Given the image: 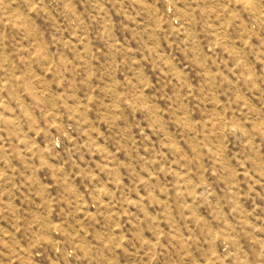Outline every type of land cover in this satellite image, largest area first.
<instances>
[{
    "label": "rangeland",
    "instance_id": "rangeland-1",
    "mask_svg": "<svg viewBox=\"0 0 264 264\" xmlns=\"http://www.w3.org/2000/svg\"><path fill=\"white\" fill-rule=\"evenodd\" d=\"M0 264H264V0H0Z\"/></svg>",
    "mask_w": 264,
    "mask_h": 264
}]
</instances>
